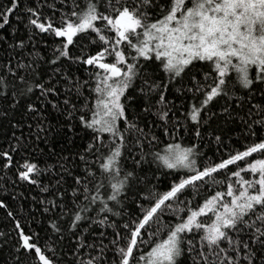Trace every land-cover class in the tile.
I'll list each match as a JSON object with an SVG mask.
<instances>
[{"label": "snow or ice", "instance_id": "6c2138e0", "mask_svg": "<svg viewBox=\"0 0 264 264\" xmlns=\"http://www.w3.org/2000/svg\"><path fill=\"white\" fill-rule=\"evenodd\" d=\"M2 143L0 264H264V0H4Z\"/></svg>", "mask_w": 264, "mask_h": 264}, {"label": "trees", "instance_id": "16d2710c", "mask_svg": "<svg viewBox=\"0 0 264 264\" xmlns=\"http://www.w3.org/2000/svg\"><path fill=\"white\" fill-rule=\"evenodd\" d=\"M2 3H4V0H0V4H2ZM238 136H239V133L234 134V135H233V140H236V139L238 138ZM239 146H240L241 149H242L243 141H240ZM0 147H7V145H6V143H2V144H0ZM159 147L162 148L163 145H160ZM210 155H211V153H210ZM0 219H2V213H0ZM6 256H7V253H4V254H3V258H6ZM0 260H2V258H0Z\"/></svg>", "mask_w": 264, "mask_h": 264}]
</instances>
